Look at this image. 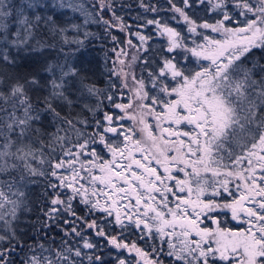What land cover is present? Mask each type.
Masks as SVG:
<instances>
[{
  "label": "snow or ice",
  "instance_id": "obj_1",
  "mask_svg": "<svg viewBox=\"0 0 264 264\" xmlns=\"http://www.w3.org/2000/svg\"><path fill=\"white\" fill-rule=\"evenodd\" d=\"M182 2L183 7H180L174 0H168L171 11L179 14L188 32L202 37L200 43L193 39L194 47H188L180 33L167 23L159 19H148L146 23L155 25L161 34L168 36V53L182 49L196 59L197 68L181 66L175 56L164 57L158 75L149 71L152 87L158 88L159 94L150 97L145 91V81H137L139 88L134 91L140 101L136 105L140 111H129L133 109L131 101L115 103L113 107L125 115L114 116L105 112L106 126L98 140L92 136L82 143H72L67 134L47 133L44 128V119L50 116L53 123L62 122L74 129L78 138L83 135L75 128L73 120L62 116L59 110L63 104L71 106L73 103L65 94V84L67 79L78 75L67 60L63 64H44L41 70L48 74L49 79L43 85L38 74L15 72L7 80L0 75V264H17L13 254L18 250L24 253L19 264H77L73 257H82L80 248L60 250L45 247L43 243H30L28 233L18 231V213L22 209L33 211L29 193L33 186L41 183L43 192L38 202L42 201V204L36 222L31 225L37 233L51 230L64 214L81 220L73 205L79 197L89 213L95 210L106 213L108 217L114 216L112 223L122 230L134 226L143 233L140 240L151 241L153 245L157 239L166 241L170 249L166 254L182 264H264V54L250 62L256 50L264 53V0H231V3L229 0H207L211 10L222 15L214 24L207 21L197 23L185 11L192 6V0ZM199 3L203 4L204 0H199ZM25 5L32 10L31 14L24 8H15L14 13V5L8 0H0V67L21 68L26 58L37 53L42 55L45 49L54 48L55 44H48L43 39L32 44L42 30L61 40V51L63 46L76 45L75 50H79L84 45V39L78 38L80 24L60 20L55 11H37L51 7L90 17L92 14L86 12L83 3L52 0L49 5L43 0H25ZM100 6L101 11L97 15L101 19L93 22H102L107 26L106 34L111 35L108 28L112 25L103 19V11H112L115 20L121 18L115 15L111 2L105 4V0H100ZM140 6L145 12L158 11L154 5L141 2ZM230 7L243 18L242 24L237 22L239 26H230L236 19ZM14 15L16 30L11 31L6 21ZM88 22L85 19L84 23ZM198 29H210L221 38L198 32ZM69 32L77 35L70 39ZM89 35L85 31L84 38ZM135 35L144 44L149 39L140 32ZM111 39L115 43L118 38L111 35ZM128 44L132 45V41L129 40ZM122 54L126 55L123 51L117 52L118 57ZM132 59L135 61L137 57ZM201 60L209 63L205 66ZM120 64L123 65L124 61L121 60ZM112 75L119 73L113 69ZM123 86L127 87V84ZM112 87L116 86L113 84ZM36 89H47V94L38 96L34 102L30 92ZM87 91L93 95L99 92L94 86L87 87ZM107 99L111 102L113 96L109 95ZM148 99H151V104L144 103ZM156 106L161 110L157 111ZM147 116L156 121L155 128L145 119ZM125 118L133 121L131 127L123 124L113 126ZM79 123L87 124V121L80 120ZM96 124L99 127L100 121L97 120ZM165 124L167 127L163 126ZM60 130L62 128L58 127L57 132ZM107 133H112L117 139L110 140ZM46 134L49 136L47 142L42 139ZM37 140L39 147L35 146ZM97 144L107 151L110 159L100 154L95 147ZM56 145L60 147V156L51 154L56 151ZM232 145L243 149L244 154L236 155ZM45 148L50 149L47 157ZM225 152L234 168L224 163ZM137 153L140 154L139 159ZM83 156L91 159H82ZM233 156L235 159H231ZM244 160L248 166L242 169L240 165ZM153 161L159 167H154ZM188 168L191 172L187 171ZM174 172L184 173L186 179H178ZM202 172L211 173L212 179L201 175ZM229 177L244 182L236 185L237 191L243 188L239 196L230 190ZM167 181H174L175 187ZM193 182L196 186L195 200L191 199ZM209 188L212 189V198L202 199ZM220 188L232 199L217 202L214 198L221 196ZM89 191L92 196H97L95 202L89 197ZM185 192L187 197L178 195ZM168 194L179 201L174 208L169 206ZM100 197L106 198L103 205ZM124 200L128 203L122 204ZM218 209L230 211L233 220L248 227L236 231L221 228L212 215ZM122 212L127 217V224L122 219ZM201 216L217 227H201ZM83 222L118 251L127 249L141 258L147 257L148 254L135 242L129 245L118 236L108 235L96 220ZM73 223V220L63 219L64 225ZM177 227L181 229L179 234L185 237L181 248L171 242ZM63 231L68 235V229ZM71 232L82 237V232L75 226L71 227ZM190 236L198 239L190 240ZM82 247L93 249L96 245L84 239ZM153 251H156L155 247ZM93 259L95 264H103L102 256H88L90 262ZM116 260L117 264H129L119 256ZM147 264L163 262L149 260Z\"/></svg>",
  "mask_w": 264,
  "mask_h": 264
},
{
  "label": "trees",
  "instance_id": "obj_2",
  "mask_svg": "<svg viewBox=\"0 0 264 264\" xmlns=\"http://www.w3.org/2000/svg\"><path fill=\"white\" fill-rule=\"evenodd\" d=\"M108 1L114 5L115 15L121 18L120 20L127 30V34L124 31H121V28L115 26V24L110 21L109 11H103V19L108 20L112 25V27L108 28V32L118 38L115 43L112 41L111 35H108L105 32V28L107 27L106 25L102 22H93L94 20L99 21L101 19V17L97 15V13L101 11V7L90 0H78V2L83 3L86 12H90L92 14L90 17H86L79 13H72L70 10H61L58 8L53 10L51 7L47 9H37V11L45 13L55 11L60 20H69L73 23L80 24L81 31L78 38L84 39V45L80 47L79 50H75L77 48L76 45H69L63 46V51H61V40L59 38H53L46 30H42L40 34L32 40V44L35 45L37 40L43 39L48 44H55L54 48L45 49L42 55L37 53L26 58L22 62L23 67L21 68L0 67V75H3L6 80L9 75L15 72H28L31 74H38L42 85L49 79L48 74L41 70L46 62L63 64L65 63V60H67V64L77 70L78 75L67 79L65 84V94L73 103L71 106L65 103L59 108V110L61 111L62 116H66L73 120L75 128L79 129V131L83 134L82 137L78 138L76 131L74 129H70L67 124H63L62 122L53 123L50 116H46L44 119V128L47 133H57L60 136L67 134L71 137L72 143H82L84 140L89 139L92 136H95L98 140L99 134L103 133L104 127L106 126V121H104L105 112L113 114L114 116L125 115L119 109H115L113 105L115 103L127 104L130 101L132 102V94L128 91V89L124 88L119 75H112V70L115 69L117 71V52L123 51L124 53L127 49V42L129 40L132 41V45H135V48L138 51V59L135 65L136 78L138 80L143 79L145 81V91H148L150 97L158 95L159 89H153L149 71L158 75L159 68L163 66L162 59L164 57L172 58L175 56L181 66H187L190 69L197 68L196 59L191 57L189 53H184L182 49H176L173 53H168V36L166 34H161L155 25H147L146 23L148 19H159L162 23H167L169 27L176 29L180 33L181 39L188 47H194L192 43L193 39H195L197 43L202 42V37L193 36L188 32L187 25L179 14L171 11V5L168 3V0ZM43 2L51 5L52 0H43ZM141 2L146 5L156 6L158 11L155 13L151 11L145 12V10L140 6ZM174 2L177 6L183 7L182 0H174ZM8 3L15 6L13 9L14 13L15 8H24L28 14H31L32 12L31 9L26 8L25 0H8ZM229 10L236 16V19L230 26L236 27L239 26V24H242L243 18L239 17L238 13H235V10L231 7ZM185 11L191 18L196 20L197 23L207 21L208 23L214 24L217 19L222 18L219 11L211 10V6L208 4L207 0H204L203 4L199 3V0H192V6L190 8H186ZM61 12H63L62 15ZM85 19H88L89 21L87 24L84 23ZM14 20L15 15L13 17H9L6 21L9 24L11 31L16 30ZM237 22H239V24ZM142 25L143 27H141ZM85 31L91 34L87 37V39L84 38ZM137 32L149 37L146 44L140 41V39L135 35ZM198 32H202L216 38H221L219 34L212 33L210 29H198ZM76 35L77 34L75 32L68 33L70 39ZM132 45L131 47H133ZM113 48H115V51H113ZM65 53H67V57L65 56ZM262 54L264 53L256 50L253 57H250V62L252 60H258ZM185 56L188 57L187 60H185ZM17 62L21 63L19 58H17ZM200 63L206 66L209 62L201 60ZM57 75H59V72H57ZM168 82L172 83L170 80ZM113 84L116 86L115 88L112 87ZM90 86H94L98 89V94H90L87 91V87ZM46 94L47 89H36L30 92L34 102L38 96L42 97ZM109 95L113 96V101L111 102L107 99ZM144 103L151 104V99L144 101ZM156 109L157 111L161 110L159 106H156ZM129 111L136 112L134 109H130ZM80 120H86L87 124L79 123ZM97 120L100 121L99 127H97L96 124ZM147 121L153 128H155L156 121L151 116H147ZM120 124H123L126 127H131L133 125V121L125 118L123 121H116L113 126L118 127ZM35 126L36 125H34V127ZM163 126L167 127L166 124ZM58 127L62 128L59 132H57ZM156 134L159 135L158 132ZM136 135L139 137L140 133L137 131ZM106 136L110 140L117 139L112 133H107ZM42 139L47 142L49 140V136L46 134L42 137ZM119 139L121 141L123 140L122 137ZM35 146H40L38 140L35 142ZM66 146L70 147L71 145L66 144ZM55 147L56 151L51 154L60 156V147L58 145ZM95 147L104 158H111L107 151L103 150L101 145L97 144ZM44 153L47 157L50 153V149L45 148ZM136 155L139 159L140 154L137 153ZM82 159H91V157L83 156ZM224 163L228 164L229 168H234V166L232 167V164L228 162L227 155ZM154 165H156L155 161H153V166ZM156 167L159 166L156 165ZM160 171L162 172V169H160ZM187 171L191 172V168H188ZM81 174L85 175V173ZM201 175L211 176V173L202 172ZM81 183L85 182L81 181ZM85 184H87V182ZM42 192L43 183L38 186H33L32 191L29 193V199L32 201L30 206L33 208V211L25 212L22 209L18 213L19 220L16 222L18 231L23 230L24 232H27L30 243H43L45 247L59 248L60 250H64L66 247H71L73 249L80 248L83 253L82 257H73V259L77 260V264H95L94 259L91 262L88 260L89 255L93 256V258L97 255L102 256L103 264H117V256L126 259L130 262V264H139L137 263L136 255L128 254L122 249L118 251L109 245L106 239L98 237L96 235V230L88 229L86 224L83 222L96 220L98 225L105 228L108 235L118 236L129 245L135 242L138 247L148 254L147 257H145L146 260L153 262L156 261L149 253L150 249L148 250V242L146 243L145 241L139 239L138 232L134 226L127 230H122L121 228L114 226L113 223L108 222L110 217H108L106 213H101L95 210L89 213V209L80 203L79 197L73 201V205L77 216L82 218L81 220H77L74 217L64 214L61 216L57 224L52 225L51 230L45 229L37 233L33 230L31 225L36 222L37 216L39 215V208L42 201L38 202V197L41 196ZM89 195H91V191H89ZM96 199V197L91 198L93 202H95ZM105 199V197H100V203L102 205L105 203ZM121 203L124 204L123 201H121ZM132 203H135V201L132 200ZM63 219L73 220L74 223L71 225H64ZM124 222L126 224L128 223L126 220H124ZM73 226L77 227V229L82 232V237H77L71 232V227ZM65 228L68 229V235H65L63 231ZM84 239H88L90 242L94 243L96 247L93 249H84L82 247ZM37 251H39V249H37ZM23 257L24 253L19 250L13 254V259L17 261V264H19V261Z\"/></svg>",
  "mask_w": 264,
  "mask_h": 264
},
{
  "label": "rangeland",
  "instance_id": "obj_3",
  "mask_svg": "<svg viewBox=\"0 0 264 264\" xmlns=\"http://www.w3.org/2000/svg\"><path fill=\"white\" fill-rule=\"evenodd\" d=\"M90 1L96 3L99 7H101L100 6V0H90ZM229 2H231V0H229ZM107 3H109V1L105 0V4H107ZM109 14H110V18H109L110 21L113 22L115 24V26L121 28V25H123L122 21L113 19L112 11H109ZM123 31L127 34V30H126L125 26H124V30ZM124 53H126V55L122 54L119 57L118 56L116 57V68H117V72L119 73V76L121 78V81H122L123 85L125 83L127 84V87H124V88L128 89V91L132 94L133 109L136 110V112H138V111H140V109L137 108L136 105L139 104L140 101L136 98V92L134 91V89L139 88V84L137 83V81H139V80L136 78V74H135V65H136L137 59H138V51L136 50L135 47H131V45H129L128 42H127V49L124 51ZM133 56L137 57V59L135 61H133V59H132ZM121 60L124 61L123 65L120 64ZM121 69H122V71H121ZM134 77H135V79H134ZM145 119L147 120V117H145ZM248 147H250V142H248ZM232 150H233V152H235L236 155H243L244 154V150L241 149V148L236 147L235 145H232ZM223 154H224V156L226 158L227 153L225 152ZM231 159H235V156H233ZM227 160H228V162L231 163L230 159L227 158ZM254 163H255V161H254ZM233 166L234 165H232V167ZM247 166H248L247 160H244L241 163L240 168H242V169L243 168H247ZM154 167H156V165H154ZM257 172H259L258 168H257ZM174 175L178 179H186V177L184 176V173H182V172H175ZM203 176H206L209 180L212 179V177L209 176V175H203ZM217 179H223V177H218ZM228 179L231 180V183L229 185L230 190L233 192L234 195L239 196L240 193L243 191V188H241L240 191H237L236 185L237 184H241L242 185L244 182L240 181L238 179L230 178V177ZM83 182L86 183V181H83ZM167 183L170 186H174L175 187V182L167 181ZM192 186H193V195H192L191 199L195 200V198H196L195 197L196 186H195L194 182H193ZM211 190L212 189L209 188V190L205 194V196L201 197V198L202 199L212 198L211 197ZM219 190L221 192V196H217V197L214 198L217 202L223 203L225 200H231L232 199V197L229 196L228 193L224 192L223 188H220ZM156 195H157V199H160L159 195L158 194H156ZM168 195H169V200L171 201L169 206L174 208L175 204L178 203L179 201L175 200V198L172 197L171 194H168ZM178 195H182V196L187 197V192L180 193ZM89 197L90 198H95V197L97 198V196H92V195H89ZM123 203L127 204L128 201L124 200ZM133 204H135V203H133ZM249 206H251V205H249ZM132 211H134V209ZM140 211L143 212V208L142 207H141ZM163 211L167 212V209H163ZM189 211H191V209H189ZM212 215L217 218V220L219 221V226L221 228H225V229H230L232 231H236L237 229H240L241 227H243V228L248 227L247 224H243L242 225L238 221L233 220L232 217H231V212L228 211V210H219L218 209L216 212L212 213ZM170 218L171 217H169V219ZM122 219L127 221V217L123 215V212H122ZM200 220L203 221V223L200 224L201 227H208V228H212V229L217 227V225L212 224L211 220L206 219L204 216H201ZM113 221H114V216H113V218L110 217L108 219V222L112 223ZM221 222H222V224H221ZM168 231H172V229H168ZM137 232H138L139 237L143 234L139 230H137ZM175 232H176V234L171 237V242L173 244H175L177 248H181V247H183V241L185 240V237H183L182 235L179 234L181 232V229L179 227L176 228ZM188 239H190V240L191 239H198V237L190 236V237H188ZM153 247H155L156 251H153ZM148 250H149V253H150L151 257L154 260L162 261L163 264H182V262L176 261V260H174L173 258L169 257L166 254L170 250L169 246H168V243L166 241L162 242L159 239H157L155 241L154 245H153V243L151 241H149L148 242ZM164 259H166V260H164ZM129 264H130V262H129Z\"/></svg>",
  "mask_w": 264,
  "mask_h": 264
},
{
  "label": "water",
  "instance_id": "obj_4",
  "mask_svg": "<svg viewBox=\"0 0 264 264\" xmlns=\"http://www.w3.org/2000/svg\"><path fill=\"white\" fill-rule=\"evenodd\" d=\"M122 250H125L128 254H134V255L137 256V254L134 251L130 252L127 249H122ZM147 261H149V260H146L145 258H141V257L137 256V263H139V264H147Z\"/></svg>",
  "mask_w": 264,
  "mask_h": 264
}]
</instances>
